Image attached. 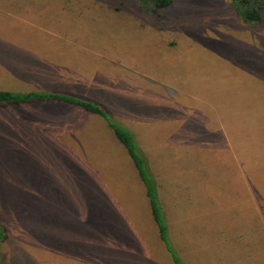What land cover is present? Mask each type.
<instances>
[{
	"label": "rangeland",
	"instance_id": "374dc122",
	"mask_svg": "<svg viewBox=\"0 0 264 264\" xmlns=\"http://www.w3.org/2000/svg\"><path fill=\"white\" fill-rule=\"evenodd\" d=\"M9 1L0 90L129 131L182 264H264V0L255 23L231 0ZM0 198V264H172L124 151L75 106L0 105Z\"/></svg>",
	"mask_w": 264,
	"mask_h": 264
},
{
	"label": "trees",
	"instance_id": "16d2710c",
	"mask_svg": "<svg viewBox=\"0 0 264 264\" xmlns=\"http://www.w3.org/2000/svg\"><path fill=\"white\" fill-rule=\"evenodd\" d=\"M5 5L20 6L17 1L2 0ZM137 1V0H136ZM143 3L146 0H138ZM153 5L152 13L158 16L159 10H163L171 6V0H148ZM233 6L235 7L238 16L245 23H255L260 20L259 8L256 4V0H231ZM1 7V4H0ZM28 59V58H27ZM26 69L30 67L26 66ZM48 72L46 70H37L36 75L40 73ZM52 77V76H50ZM39 78L35 76L33 79ZM42 78V77H41ZM61 103L66 105L75 106L83 112L91 115L100 117L105 121L106 127L111 131L112 136L115 141L120 145L121 149L124 151L126 158H128L131 163L133 172L139 182L142 185L144 197L147 201V207L151 221L154 225L157 238L161 244L165 247V250L169 254V258L172 264H182L178 256L175 254L173 249L170 247V243L167 240V230L166 224L164 222L163 213L159 207L156 197L155 188L149 177L147 167L144 159L137 153L135 149V144L131 133L122 127H119L108 121L106 114L103 110L88 101L81 100L79 98H74L72 95L63 94L59 92H43V91H30V92H11L9 90H0V105H26L29 103L39 104V103ZM4 200L0 198V247L4 243L5 232L1 225L2 220V206L5 205ZM2 256L0 248V257ZM3 256L0 258L2 261Z\"/></svg>",
	"mask_w": 264,
	"mask_h": 264
},
{
	"label": "crops",
	"instance_id": "0c3cea01",
	"mask_svg": "<svg viewBox=\"0 0 264 264\" xmlns=\"http://www.w3.org/2000/svg\"><path fill=\"white\" fill-rule=\"evenodd\" d=\"M134 134V137L136 136V131H132ZM142 137V136H141ZM136 141V140H135ZM161 143V142H160ZM166 164L168 163V161L165 162ZM167 165H171V164H167Z\"/></svg>",
	"mask_w": 264,
	"mask_h": 264
}]
</instances>
